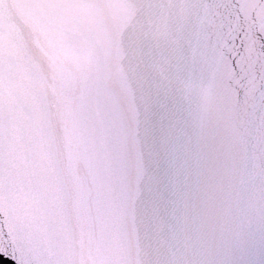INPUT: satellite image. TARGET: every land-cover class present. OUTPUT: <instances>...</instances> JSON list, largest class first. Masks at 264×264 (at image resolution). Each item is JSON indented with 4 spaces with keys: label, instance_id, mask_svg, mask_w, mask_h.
Segmentation results:
<instances>
[{
    "label": "snow or ice",
    "instance_id": "1",
    "mask_svg": "<svg viewBox=\"0 0 264 264\" xmlns=\"http://www.w3.org/2000/svg\"><path fill=\"white\" fill-rule=\"evenodd\" d=\"M4 264H264V0H0Z\"/></svg>",
    "mask_w": 264,
    "mask_h": 264
},
{
    "label": "water",
    "instance_id": "2",
    "mask_svg": "<svg viewBox=\"0 0 264 264\" xmlns=\"http://www.w3.org/2000/svg\"><path fill=\"white\" fill-rule=\"evenodd\" d=\"M0 264H4V260L2 256H0Z\"/></svg>",
    "mask_w": 264,
    "mask_h": 264
}]
</instances>
